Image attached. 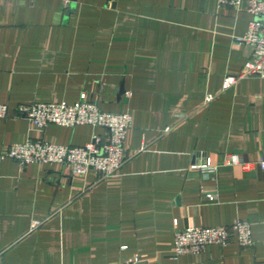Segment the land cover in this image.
Instances as JSON below:
<instances>
[{
    "label": "crops",
    "instance_id": "obj_1",
    "mask_svg": "<svg viewBox=\"0 0 264 264\" xmlns=\"http://www.w3.org/2000/svg\"><path fill=\"white\" fill-rule=\"evenodd\" d=\"M0 0V104L93 101L129 113L114 175L0 158V264H264V79L238 75L252 16L217 0ZM208 94L215 95L207 103ZM102 128L0 121V155L28 139L84 146ZM219 165L214 173L191 169ZM206 193H214L210 201ZM252 224L254 245L176 256L188 226ZM36 223V226L34 224ZM125 247V248H124Z\"/></svg>",
    "mask_w": 264,
    "mask_h": 264
},
{
    "label": "built area",
    "instance_id": "obj_2",
    "mask_svg": "<svg viewBox=\"0 0 264 264\" xmlns=\"http://www.w3.org/2000/svg\"><path fill=\"white\" fill-rule=\"evenodd\" d=\"M220 7H232L237 11H247L252 19L244 37L237 39L240 44L250 47L249 56L238 75H227L222 90H230L239 81L248 78L264 79V0H217ZM71 0H64V9H68ZM215 95L208 94L206 102H212ZM25 118L39 130L56 124L66 127L88 125L95 129L106 130L105 134L94 133L90 142L84 146H67L51 144L43 140L28 139L9 147L0 155L1 159L11 158L19 165L33 163H57L68 168L71 175H86L97 171L103 179L116 174L129 159L126 142L132 127V116L129 113H113L102 111L93 101L67 103H32L18 105L13 111L6 104H0V121L9 118ZM223 165L240 166L244 170L255 167L264 169V159L246 161L240 154L229 153ZM191 169L214 173L213 181L219 165L203 162L192 165ZM210 201L217 199L216 194L206 193ZM36 226V223L34 224ZM237 236L243 248L254 245L252 224L248 220H239L231 226L198 227L188 226L177 230L174 240L175 255H200L210 245L227 246L232 235ZM125 248V247H124ZM121 264H148L135 258Z\"/></svg>",
    "mask_w": 264,
    "mask_h": 264
},
{
    "label": "water",
    "instance_id": "obj_3",
    "mask_svg": "<svg viewBox=\"0 0 264 264\" xmlns=\"http://www.w3.org/2000/svg\"><path fill=\"white\" fill-rule=\"evenodd\" d=\"M72 1H76V0H72Z\"/></svg>",
    "mask_w": 264,
    "mask_h": 264
}]
</instances>
